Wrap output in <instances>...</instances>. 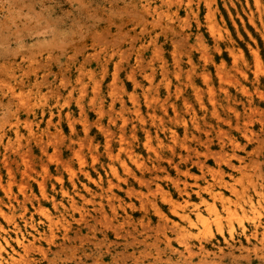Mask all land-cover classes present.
<instances>
[{
	"label": "rangeland",
	"instance_id": "1",
	"mask_svg": "<svg viewBox=\"0 0 264 264\" xmlns=\"http://www.w3.org/2000/svg\"><path fill=\"white\" fill-rule=\"evenodd\" d=\"M139 1L159 8L156 16L142 15ZM259 1L260 8L256 0H212L223 35L218 40L202 23L206 3L198 0L190 8L198 22L177 0H0V204L10 201L15 214L6 213L7 219L20 222L23 209L31 213L29 202L36 203L55 224L53 243L45 229L42 250L28 251L25 264H264V218L256 237L244 242L248 251L173 255L160 233L167 230L170 243L179 247L175 229L162 225L153 209L175 215L148 194L155 186L145 180L156 175L174 198L175 184L185 180L194 204L205 167L220 173L223 183L216 187L226 195L240 186L256 200L264 193V0ZM220 63L222 80L215 71ZM190 64L207 70V82L199 70L190 72ZM162 67L168 69L170 94L177 89L189 97L193 85L203 98V108L194 104L197 122L188 123L187 134L171 120V110L168 118L159 113L158 101L167 97ZM131 97L144 123L151 125L158 112L167 133L152 130L156 155L137 144L134 158L114 157L108 166L106 140L113 147L120 129L141 125ZM169 128L176 131V143ZM109 188L114 197H107ZM2 219L3 231L14 238L13 227ZM245 229L254 231L249 220Z\"/></svg>",
	"mask_w": 264,
	"mask_h": 264
},
{
	"label": "bare ground",
	"instance_id": "2",
	"mask_svg": "<svg viewBox=\"0 0 264 264\" xmlns=\"http://www.w3.org/2000/svg\"><path fill=\"white\" fill-rule=\"evenodd\" d=\"M177 1H179V3H182V2L186 3L185 6L188 10V8L189 9L191 8V3L193 0H177ZM202 1L206 3V5H205L206 11L204 13V18H203L202 23L204 24L207 32L210 34V36L212 38L221 40L223 35H222L221 29L218 26V20H217L218 9L213 8L212 0H198V2H202ZM137 5L139 7V11L141 12V14L145 15V16L146 15L150 16L152 14L155 15V14H157V11L159 10V8L151 6L147 2L145 4L144 2L139 1L137 3ZM256 5L258 8H260V1L259 0H256ZM152 10H153V12H152ZM190 12H191L193 18L196 19L198 22V14L196 13V11L190 9ZM262 14H264V11L262 12ZM170 22H173V21H170ZM152 24H155V23H152ZM164 33H165V31H164ZM262 40H263V44H264V34L262 35ZM198 42H201V39H199V37H198ZM138 48H139V46H138ZM216 49H217V51L221 52L220 46H217ZM174 52H175V50H174ZM234 58H236V57H234ZM254 58L257 61V63L260 64V60L258 58L257 52H254ZM137 61H139V60H137ZM235 61H233V62H235ZM205 62L208 63V60L206 59ZM211 63L214 64L215 59H211ZM222 63H220L219 65H215L216 75L221 80H222L221 75H222V65H223ZM190 66H191L190 72H195V71L197 72L199 70L203 81L207 82L206 81L207 80V75H206L207 70L206 69H199L198 66H194L192 64H190ZM258 68H259V66H258ZM161 70H162L161 74L164 77L163 83L165 86L167 97H165L162 101H158L161 103L159 113L166 115L168 118L169 117V115H168L169 110H171L172 115H173L171 120L174 121L175 123L181 124L185 129L184 130L185 134H187L186 128H187L188 123L192 122L193 124H196V122H197L198 113L196 112L194 104H196L200 108H203V106H204L203 98L201 97V94L198 91V88L192 87L193 85L191 86V90H190L191 95L189 97H184V95H182V92L180 90H177V89L175 90V93L173 95L170 94V86H169L168 74H167L168 69H164L162 67ZM180 71L181 70L174 72L176 77H179L181 75ZM262 71H263V69H262ZM262 73L263 72H261V74ZM149 74H144L145 77L148 78V80L152 79V77H150ZM150 83H152V82H150ZM208 88H209V90H208L209 93H211L212 90L210 89V87H208ZM14 96L16 97V94H14ZM144 99L146 100V98H144ZM24 100H25V98H24ZM131 100H132V108L134 109L133 113L136 114V116L139 120V123L141 125L139 126L138 130L136 128H133V130H131V131H128L126 129L125 130L120 129L117 133H115V138L117 139V141L115 142L113 147H111L109 145V141L106 140V142L104 143L105 144L104 145V150H105L104 153H105V157L107 159H109V161H110L108 166L111 165V163H112L111 160H113L114 157L119 158L122 155L126 154L128 158H130V159L134 158L135 156H132L134 153V151L132 149H133L134 145H137V144L142 145L144 150L149 151L152 154L156 155L157 150L154 149L153 145H152V142H153L152 136H153V133H155V132L152 130L155 129L156 134H158L157 132H159V131L167 133L165 131L166 125L164 124L162 118H160V114L158 112H157V114L154 113V115L152 116L151 125H146L144 123L143 118L139 114V110L137 109L138 106L136 105L134 98L131 97ZM18 102H21V101L18 100ZM21 104L25 105L26 103H24L22 101ZM33 104H34V102H33ZM24 105H23V107H26ZM125 122H126V120L124 121V123ZM9 127H10V125H9ZM169 129H170V132L168 133L169 138L171 139V141L173 143H176V141H177L176 131H173L171 128H169ZM30 130H31V128H30ZM30 130H28V131H30ZM107 133L109 134V132H107ZM158 142L161 143L159 138H158ZM17 147H20V145H18ZM113 150H114V152H113ZM112 153H113V155H112ZM74 157L77 160H79L78 153L74 154ZM93 161H94V159H93ZM20 163L23 167L26 165L25 158L23 157V155L20 156ZM119 163L121 164V162H119ZM79 165H80V163H79ZM26 166H28V165H26ZM135 167L138 169H142L143 164L140 161L136 160L135 161ZM109 168L111 169L112 167H109ZM71 171H69V172H71ZM115 172H116V170H115ZM111 173H113V172L111 171ZM201 174L205 178V183H204V187L203 186H196L197 189L194 190L193 193L195 194V198L197 200H199V202L194 203V204L191 202L192 193H190V191H192V189L188 186V184L185 182V180L181 184H178V183L175 184V188H177L176 191H177L179 197L174 198L169 194V192L167 190L162 188V184H160L156 175L153 174L152 175L153 178L151 176V178L145 179L151 183H154V186H155L153 191L150 189L148 190L149 191L148 194L151 195L152 197H154L155 200H160L161 202L166 204L168 206L170 213L175 215V218L177 219L176 220V219L170 218L166 213H164L158 207H155L153 209V211L157 214L159 219L162 221V223H163L162 225H164V226L170 225V228L172 227L175 229L174 234L178 238L177 242L179 244L178 245L179 247L170 243L168 233L166 232L167 230L164 229V231H163V229H162L163 233L162 232L160 233L163 236L164 243L166 244V248H168L173 255H177V256L183 255V257L186 256L187 258H190L192 256V254H195V253H192V251L199 252V255L201 257H206V256L210 255V253L213 254V253L221 252L223 250V248H225L226 250H228L229 252H232V253H234L236 251L240 252V251L246 250L247 247H244V242H247L246 244H248L250 242L251 237H256L257 232L260 230V227H262V220H263L262 218H264V193L261 191L259 193L258 191L254 190L255 193L258 192V199L256 200L255 196L248 192V190L246 189V186H240L241 187L240 189H236V187H234V189H232V191H230V195H226L220 189H217V187L219 186L218 184L222 185V183H223V178L221 177L220 173L216 174L210 168L204 167V168H202ZM69 175H70V173H69ZM143 178H145V177L143 176ZM143 178H139L138 180L143 183V182H145L143 180ZM245 178H247V177L245 176ZM118 179H120V178H118ZM236 182H239V180H237ZM246 182H250V180L246 181ZM37 184H39V183H37ZM250 184H251V182H250ZM113 185H115V184H113ZM216 185H218V186L216 187ZM42 186L40 185L39 187H42ZM87 188L88 187H86V189ZM1 189H3V188H1ZM22 189H23V187H22ZM101 189H103V188H101ZM6 190L8 191V189H6ZM8 193L10 194V192H8ZM20 193H21V191H20ZM63 195H65V194H63ZM107 197H114V194H112L110 188H109V194L107 195ZM52 202H53V200H52ZM29 203H30L31 207L33 208V210L31 211V213H29L27 211L28 209L24 208L22 211L21 217H20L21 218L20 222H17L16 220H12V218L7 219L8 216H6V213L15 214L14 206L11 205L10 201H8L6 203L4 202V204H0V216H2L3 219L6 218V220H5V221H7L6 224L10 223V226L13 227L12 229L14 232V238L10 237L7 232L3 231L5 229H3V227L0 223V264H25L24 263V256L28 253V251H30L31 249L33 250V248L42 250L40 247V241L44 235L43 231L45 229L49 230L50 231L49 233L51 234V236H50L51 240H49V239H47V240H49L50 243H53V239H54L53 232L54 231L52 228L55 224H52V219L50 218V212L47 210V208H44V207H42L36 203H35V206H33L34 203H32V202H29ZM70 204L71 203H69V205ZM6 205H8L7 209H5ZM60 205H61V203H60ZM99 205L101 207L102 204H99ZM189 205H192L191 210L188 208ZM110 207H112V206H110ZM100 211H103V208ZM27 212L30 214L28 216V218L26 217ZM71 212H72V209H71ZM17 216H20V215H17ZM80 218H81V216H80ZM58 219H56V220H58ZM248 220L252 223V227L254 229V231L251 233V235H249L250 233L248 234L246 229H245V222ZM66 221L67 220L65 219V222ZM67 223H68V221H67ZM63 226H61V227H63ZM238 228H240V231H241L240 232V238L237 242H233V236H234V234ZM215 232H217L220 235V237L224 238V239H222L223 243H218V241L216 240V237L214 235ZM225 234H228L231 241H228L225 238ZM175 240H176V238H175ZM261 240H262L261 246L264 248V240L263 239H261ZM180 248H182V249H180ZM246 251H248V250H246ZM40 252H42V251H40ZM203 259H205V258H203Z\"/></svg>",
	"mask_w": 264,
	"mask_h": 264
}]
</instances>
